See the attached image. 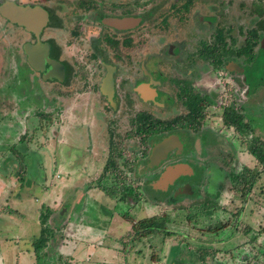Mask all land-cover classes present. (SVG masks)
<instances>
[{
	"label": "flooded vegetation",
	"instance_id": "af4514ba",
	"mask_svg": "<svg viewBox=\"0 0 264 264\" xmlns=\"http://www.w3.org/2000/svg\"><path fill=\"white\" fill-rule=\"evenodd\" d=\"M258 54L264 55V0H0V129L15 138L9 145L2 143L8 149L1 153L0 169L8 166V175L14 174L15 180L9 184L2 179L6 193L0 194V222L9 220L3 214L27 216L20 208L29 202L20 197L30 193L23 187V182H32L28 157L40 154L47 142L32 146L43 129L48 130L47 145L71 149L72 140L79 135L95 150L106 142L108 154L101 170L97 161L102 159L89 152L80 157L79 170L73 172L80 174L77 177L56 171L55 179L61 178L62 184L70 180L73 192L61 207L42 205L39 221H32L41 224L37 236L44 227L43 219L46 223L53 219L51 237L62 240L66 233H80L88 243L79 238L73 240L76 245L106 248L111 253L115 250L112 242L121 241L113 227L122 225L119 212L130 218L146 206L142 202L174 205L198 198L176 210H183L192 226L208 228L207 248H216L210 240H221L224 247L230 245L234 264H247L251 259L264 264V226L258 236H253L248 224L240 232L228 225L220 228L227 182L242 202V208L234 211L236 225L252 210V196L258 194L255 188L263 177L251 191L245 190L241 176L238 180L233 177L244 166L257 167L249 141L254 136L264 139V126L250 122L259 109L264 110V105L254 101L261 102L262 95L256 93L264 82L252 84L253 93L249 85L257 79L253 70L258 69L254 67ZM240 82L246 85L243 96L248 97L243 102ZM222 86L230 87L228 92ZM229 114H243V124L251 125L252 130L227 123ZM58 126L64 135L53 131ZM63 126H69L68 130ZM235 138L242 139L243 149H237ZM40 162H36L39 168ZM204 162L212 166H203ZM108 164L117 170L110 165L106 171ZM177 167H182L181 172L171 178V168ZM196 167L205 168L206 178L198 190L194 188L200 175ZM43 188H36L40 196ZM151 190L161 194L154 196ZM76 191L82 192L77 198ZM258 195L264 199V190ZM78 202L84 207L74 215L72 207ZM99 209L106 210L100 222H90ZM55 213L61 220L67 217L70 224L66 228L75 232L68 233L60 219L51 218ZM154 215L141 216L134 225ZM241 236L246 239L238 243L236 238ZM69 243L62 247L69 249ZM49 253L55 264L65 257L62 251L61 255L57 250ZM213 254L209 255L218 258ZM189 256L197 264L207 260ZM83 258L92 260V253ZM73 259L85 262L77 254ZM0 264H5L3 256ZM170 264L175 262L170 260Z\"/></svg>",
	"mask_w": 264,
	"mask_h": 264
},
{
	"label": "rangeland",
	"instance_id": "374dc122",
	"mask_svg": "<svg viewBox=\"0 0 264 264\" xmlns=\"http://www.w3.org/2000/svg\"><path fill=\"white\" fill-rule=\"evenodd\" d=\"M168 6V5H167ZM261 65V63L256 62L254 64V67L258 68ZM257 77H260L259 75ZM241 78V77H240ZM255 78V76H254ZM257 85V79L256 82L254 81L249 83V85ZM251 87L252 93L254 92V87ZM230 87H223L222 89L226 92ZM235 89V87H232ZM246 85H244L242 82L239 83L238 89L240 90V101H244L246 98L245 95L243 96V91L245 90ZM262 95L261 102H258V99L256 98L254 101L257 102L256 105H264V88H261L257 91L256 95ZM228 95V94H227ZM229 98V96H228ZM230 100V98H229ZM249 101H251L249 99ZM253 101V102H254ZM255 102V103H256ZM2 105V103H0ZM5 110L4 108H2ZM260 113H257V118L254 119L253 116V126L258 125L259 123L264 126V110L259 109ZM38 125V122H36ZM65 131L68 130L69 126H63ZM52 129V128H51ZM54 132H60L62 135L65 134V132L60 130V127L54 129ZM46 132L48 130L43 129L39 130L37 135L38 139L36 138L34 142H32V146L36 147L40 142H45L47 140L48 142V137L46 136ZM258 133L260 130L257 131ZM216 138V136H214ZM51 138H56L55 136L52 135ZM50 138V140H51ZM237 145V149H243L244 144L242 143V139L240 138H235ZM14 135L11 134L9 131L7 132H2L0 129V156L1 153H5L8 149L7 146H2L3 142H7V145L14 141ZM49 140V141H50ZM212 141H216V139H213ZM241 141V142H240ZM47 142L40 148V154L37 155H31L28 158V161L30 163V170H29V176H32V182L30 184H26L23 182V187L26 188V190L29 189V194L28 193H22L21 194V201H26L29 202L28 208L22 209L18 207L17 209L19 210L22 209L25 213H27L26 217L29 218H21L18 215L13 216L12 213L9 214H3L6 218L9 220H6V222H0V257L3 256L5 258V264H36V255L34 253V241L33 238L38 235L41 229V224H37L34 221V218H37L39 221V210H41L42 205L47 204L48 206H53V205H59L60 203L63 205L64 200L66 199V196L70 193L73 192L72 189H70V186L72 185V182L70 180H65L64 184H62L61 181L62 179H58V181L55 179V173L58 169L64 174V173H71L73 174V177H77V173L73 172H78L79 167L78 163L80 161V157H85L89 155V152L94 155V152L97 153L98 157L102 160L97 161V166L98 170H101L103 162L107 158L108 151L105 150L107 148V143L103 141V146L102 149L95 150L93 146L91 145L90 141L87 138L81 137L77 135L73 140H72V148H65L64 146L60 147H54L51 144L47 145ZM69 145V144H67ZM97 146H100L99 144H96ZM126 154H129V152H126ZM75 155V156H74ZM71 157V159H68V157ZM74 156V158H73ZM37 161H43L40 162V167H38V164L36 163ZM72 162L68 164V162ZM210 165L212 166L209 162H204V165ZM1 165V163H0ZM197 166H201L198 165ZM7 170L5 169H0V194L3 192L6 193V189L3 183V180H5L7 183L12 184L14 182V174L8 175L10 169L7 166ZM63 169V170H62ZM196 169L199 170L200 175L197 177L195 180L194 188L195 190H198L199 185L202 183L206 182V178L204 175L205 168L204 167H196ZM98 171L95 172L96 175L93 176L95 178L97 176ZM34 174V175H32ZM36 175L42 177H37ZM80 175V174H79ZM221 175V172H220ZM12 178V180L10 179ZM3 179V180H2ZM89 182V180H88ZM87 182V183H88ZM19 184V183H18ZM16 185V187L18 186ZM39 185H43L44 188L42 189V195H39V191L36 190V188ZM15 187V186H14ZM90 187L95 188V185H91ZM28 188V189H27ZM213 187H210V190H212ZM258 194L264 190V175L263 177L259 180V182L256 185V188ZM97 193L100 192L97 189H94ZM153 193L152 195L156 196L158 194H161L155 190H151ZM201 192L203 193L204 190L202 188ZM225 192V194H224ZM222 196H223V201L221 207H225V212L222 213L221 219L223 221V224L228 227H235V231L240 229L241 231H244L247 229L248 226L253 228V236H258V233L264 226V199H262L261 195L255 194L252 196V204H251V209L248 213L249 215L246 218H243L242 221L238 222L235 225V210L242 208L241 205V200L239 199V194L234 192L230 182H227V188H225ZM76 198L79 197V194L82 192L76 191ZM199 193L196 191V196ZM225 195V197H224ZM65 196V198L63 197ZM183 196H180L182 198ZM236 199L237 202L234 201V203H230L231 200ZM31 201L34 202L35 204H31ZM66 201V200H65ZM150 200H148L149 202ZM198 201V198H193V199H184V200H179L174 205H167V204H162V202H158L157 205L151 206V202L144 203L142 202V206L140 207V211H134L130 218H125L123 214L120 212H116L115 214L118 213V216L120 217V220L122 222V225H120V228L116 227L115 225L113 227L116 228V231L119 232L120 236V242L115 243L112 242L113 246H115L114 252H111L109 254L107 260L104 261V263L101 264H170L171 258H168L169 253L171 252V248L176 246V245H182L183 247V254L185 256H189V253L196 256L200 257L203 252H201L199 249H202L203 247L207 248V245L209 243V239L211 236H209L206 231L208 228H205L202 226H192V221H189L187 218V215L183 213V210H176V208L180 207H186L187 204L195 203ZM110 206H114V202L110 201ZM13 208H15L16 205L11 204ZM61 205V206H62ZM150 205V206H149ZM60 205L58 207H61ZM169 206V207H167ZM68 207V206H67ZM84 203L78 202L77 207H72V210L75 211L74 215L79 213V209L83 210ZM171 207V208H170ZM142 208V209H141ZM162 208V210L159 212V210ZM16 209V208H15ZM5 210V209H4ZM68 210V209H67ZM8 211V210H6ZM20 211V210H19ZM78 211V212H77ZM237 211V213H239ZM159 212V213H158ZM20 213V212H19ZM106 210H97L95 211L94 215L91 217L90 222L94 223H99L102 217V214H105ZM158 213V214H157ZM150 214H156L155 216L159 217H171L167 222H166V227L168 232L163 231L162 233L158 234H151L149 236H139L137 233L133 232L134 231V222L137 221L138 219L142 218L141 216H147ZM245 214V211H243V215ZM1 215V213H0ZM87 215V214H85ZM68 216V215H67ZM245 216V215H244ZM58 218L60 217L55 213L52 215L51 218ZM73 217V215H72ZM31 218V220H30ZM67 218V217H66ZM63 219L61 221V225L64 227V230L67 231L68 233H74L76 229H73L72 231L68 230L69 228H66L70 223L68 221ZM86 219V218H84ZM207 220V219H206ZM55 221L53 219H50L49 223L54 227ZM245 224H248V226L245 228ZM231 225V226H230ZM224 226V227H225ZM237 227V228H236ZM66 228V229H65ZM25 229V233L23 234ZM55 229V227H54ZM240 230H238L240 232ZM238 232V233H239ZM222 234L221 232H219ZM238 233L235 235L238 237ZM67 237H63L61 240L60 237L55 236L54 238L51 237L48 243L47 248L45 249L46 251H49L53 253L55 250L58 252L60 251V255L62 254L61 251L64 253V258L62 261H58L56 258L57 264H98L103 257V251H98V252H93L92 253V260L88 258L87 261L91 260L89 263L85 261L84 263L79 261H76L73 259V256L69 253L68 248H63L62 245L64 242L68 243H75L73 240L79 241V238H82L85 243H88V238L82 236L80 233H74V234H67ZM70 235V236H69ZM240 235V233H239ZM57 239L55 242L54 239ZM118 238V239H119ZM132 238V239H131ZM246 237L241 236L239 238H236L238 243H242ZM235 240V239H234ZM221 240H216L212 239L210 242L215 244L216 248H211L212 252H216L218 258H214L211 255H208L206 257V261L201 262L200 264H214L217 261H222L221 264H234L236 261V258L233 256L232 251L230 250V245H227V247H224V244H221ZM232 242V241H231ZM105 249V248H104ZM17 251L20 253H17ZM86 252V250L83 248V250ZM234 251V250H233ZM21 253H23V257L21 256ZM113 256H116L113 258ZM104 258V257H103ZM233 259V261H232ZM261 264L263 262L259 260ZM199 262V261H198ZM247 264H257L254 259H251Z\"/></svg>",
	"mask_w": 264,
	"mask_h": 264
},
{
	"label": "trees",
	"instance_id": "16d2710c",
	"mask_svg": "<svg viewBox=\"0 0 264 264\" xmlns=\"http://www.w3.org/2000/svg\"><path fill=\"white\" fill-rule=\"evenodd\" d=\"M256 62L261 63V65L258 67V69L253 70V75L254 76H260L257 77V85L260 86L264 82V55H256ZM243 114H239V116H236L234 114L232 115H226L225 119L227 123L230 125H233V123H238L239 124V129L242 130H247L250 131L252 130L251 125L244 123L243 121ZM252 122V121H250ZM250 129V130H249ZM249 151L250 153L254 156L257 167L255 168H250L248 166H244L242 170L240 169L239 174L234 175L233 177L235 180H238L237 178L239 176L242 177V181L245 186V190H250L253 189L254 185L256 182L259 180V178L264 175V139H261L257 136H254L250 139L249 141ZM115 157V156H114ZM114 157L112 156L111 159L114 160ZM110 165H113L112 169L117 170V166L114 164H108L105 170L107 171L110 167ZM231 171V175H232ZM46 215V214H45ZM170 219V217H159V216H149V217H144L140 221L137 222V225H134V231L139 235V236H146L149 234H158L162 233L163 231L168 232L167 227H166V222ZM42 224L44 227L42 228L41 234L39 236H35L33 238V243H34V249H35V255L37 259V264H55L51 257H53V254L48 253V251H45V248L48 246V242L50 240L51 235H53V230L54 227L46 223V220ZM225 225H222L220 228H224ZM218 228V229H220ZM202 253L200 258L204 261L206 256L209 254H213L211 250L208 248L203 247L202 249H199ZM175 264H197V260L194 258H191L190 256H185L183 254V247L182 245H177L176 247H173L171 250V263Z\"/></svg>",
	"mask_w": 264,
	"mask_h": 264
},
{
	"label": "crops",
	"instance_id": "0c3cea01",
	"mask_svg": "<svg viewBox=\"0 0 264 264\" xmlns=\"http://www.w3.org/2000/svg\"><path fill=\"white\" fill-rule=\"evenodd\" d=\"M29 203H25V204H22V209H25V208H28V205ZM25 218H27V217H24V219ZM25 233V229H24V232H23V234ZM80 245H82V246H84V249L86 250V252H84V251H81V246ZM89 249V250H88ZM88 251H89V253H88ZM98 251H103V257H102V259L100 260V261H103V262H99L98 264H101V263H104V261L105 260H107L108 259V257H106V256H109V250H107L106 248L104 249V248H102V249H100V250H96V249H94V248H92V247H90V246H86L85 244H83V243H79V244H75V243H69V252H70V254L72 255V256H75L76 254H77V256H78V258L79 259H83V261H86L84 258H83V256L85 255V254H87V256L88 255H90L91 253H93V252H98ZM110 251H111V249H110ZM113 258H115V256H113Z\"/></svg>",
	"mask_w": 264,
	"mask_h": 264
},
{
	"label": "water",
	"instance_id": "95a60500",
	"mask_svg": "<svg viewBox=\"0 0 264 264\" xmlns=\"http://www.w3.org/2000/svg\"><path fill=\"white\" fill-rule=\"evenodd\" d=\"M181 169H182V167H177L175 169L174 168H171V172L169 173V174H171V178H173L174 176L175 177L178 176L179 173L181 172Z\"/></svg>",
	"mask_w": 264,
	"mask_h": 264
}]
</instances>
